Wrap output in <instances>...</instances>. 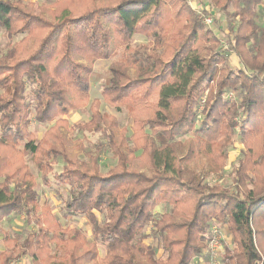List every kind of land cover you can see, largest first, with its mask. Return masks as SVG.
Wrapping results in <instances>:
<instances>
[{
  "label": "trees",
  "instance_id": "obj_1",
  "mask_svg": "<svg viewBox=\"0 0 264 264\" xmlns=\"http://www.w3.org/2000/svg\"><path fill=\"white\" fill-rule=\"evenodd\" d=\"M82 1L67 0L49 22L34 3L0 0V28L19 38L0 61V147L37 157L46 182L52 171L43 164H60V212L89 227L86 236L48 224L35 215L33 185L0 174V264L207 263L213 227L225 234L219 264H264V0H199L200 12L187 0ZM136 35L148 41L132 50ZM119 48L126 57L108 65L99 100L127 111L133 130L96 105L72 128L100 134L84 161L61 129L70 113L98 102L91 65ZM32 124L49 125L41 141ZM234 140L244 150L231 187L208 184ZM107 153L114 162L102 164ZM23 214L32 226L22 235L1 229Z\"/></svg>",
  "mask_w": 264,
  "mask_h": 264
},
{
  "label": "rangeland",
  "instance_id": "obj_2",
  "mask_svg": "<svg viewBox=\"0 0 264 264\" xmlns=\"http://www.w3.org/2000/svg\"><path fill=\"white\" fill-rule=\"evenodd\" d=\"M23 2V4H29L34 3L36 8H42L41 13L44 18L49 20L53 14L58 13L62 8H66L70 6V1L67 2V0H61L60 2H57L56 4H53V2H49L48 0H20ZM80 1L79 6L83 3L82 0ZM108 0H95V2H105ZM199 12V11H198ZM49 22H54L50 21ZM222 22V21H221ZM219 26L221 27V23H219ZM18 38V37H17ZM18 39L12 38L11 41H9L6 37V34L4 30L0 28V61L4 57L5 53L18 42ZM148 40H146L144 37L136 35L134 37V40L131 41L130 45L133 50V46L136 48L141 47L142 45H145ZM222 43H226L225 41H222ZM228 48V47H227ZM227 48L221 47V50L223 53L229 54V51ZM114 55H112V58L108 60H99L94 62L91 65V74L88 78L90 82V99H98V102H95L94 104L90 103L84 108L74 111L70 113L69 117L67 118V127L62 128L61 130L64 132L65 138L67 140V145L72 154L78 156L79 158L83 159L84 161H88L86 156H84L82 151L92 150L93 146L100 141V134L88 132L87 130H77L72 129L73 126H76L77 124L86 123L90 119V114L93 109L96 108V105L98 108L112 117L116 120V122L119 124L120 129H124L130 134L133 130L132 128V120L129 117L127 111L123 112H116L112 107L106 105L103 101L99 100V94L101 90V86L104 83V81L107 79L108 71L107 68L110 63H113L115 61L120 60L123 56L126 57V53L122 48L115 49L113 51ZM233 62L236 63V58L231 59ZM232 100L233 97H230ZM197 110H202V106L199 105V108ZM235 123L237 125L238 129V118H236ZM49 125H37L35 126L32 124L31 130H33L34 136L40 140L42 135H44V132ZM41 141V140H40ZM43 150V148H42ZM243 146L240 144L237 140H234V143L229 147L227 153H226V160L224 162L223 168H221L220 172L218 174H212L208 179V184H215L218 183L219 185H222L226 188L231 187L232 183H230V180L228 179V174L231 172V170L238 165V161L240 158H242L243 154ZM0 174L5 175L8 172H12V185L21 178H26L27 181H29L30 184L33 185V188L35 189L36 193L40 197V206L36 209V216H40L43 220L48 222V224L54 225L55 223H58L61 226H69V227H75L82 231L86 236L89 235L88 230L89 227H87V224L83 217H75V218H67L60 212V204L62 199L65 197V191L61 189L59 191L60 197H57L55 194L56 186H55V175L58 174V172L61 170V165L54 164L52 167H47L45 164H43V167L46 168L48 171H54V175L52 176L51 173L47 174L48 181H45V178H42V172L39 171L36 167L37 163V157H31L25 154L23 151L21 145L14 147L11 151L0 147ZM10 157H12V161L10 160ZM106 159L102 161V164L104 162H114L110 155L106 154ZM204 159V158H203ZM10 163L11 168L8 170H4L6 167L5 164ZM192 166L200 171L203 170V168L206 166L205 160H199L198 162H195L192 164ZM49 173V172H48ZM47 184H50L48 187ZM158 211V210H157ZM32 221H34L33 218H31ZM25 225V226H24ZM32 226L26 224L25 222V216L19 215L17 216L13 221L6 220L3 222L1 229L7 230L9 233H14L17 236L22 235L25 230ZM26 228V229H25ZM220 230V231H219ZM209 240L206 244H204V254H206L207 263L204 262L202 258H198V264H219L220 257L223 256V241L225 239L224 231L221 229H217L216 227H213L211 229V232L209 233ZM229 242V239L226 240ZM148 244H152L155 246V241L148 239L146 240ZM229 244V243H227ZM83 242L81 243V247L84 250L86 245H84ZM216 246V248H214ZM2 244L0 242V250H1ZM102 250L100 249L99 255L102 256ZM208 255V256H207ZM21 262V263H20ZM19 264H30L27 259L20 260ZM193 264V263H191Z\"/></svg>",
  "mask_w": 264,
  "mask_h": 264
},
{
  "label": "built area",
  "instance_id": "obj_3",
  "mask_svg": "<svg viewBox=\"0 0 264 264\" xmlns=\"http://www.w3.org/2000/svg\"><path fill=\"white\" fill-rule=\"evenodd\" d=\"M200 12V11H199ZM212 18L210 16H204L202 19V23L206 26V27H211L212 25ZM223 48H227V43H222ZM216 248V246L214 247Z\"/></svg>",
  "mask_w": 264,
  "mask_h": 264
},
{
  "label": "crops",
  "instance_id": "obj_4",
  "mask_svg": "<svg viewBox=\"0 0 264 264\" xmlns=\"http://www.w3.org/2000/svg\"><path fill=\"white\" fill-rule=\"evenodd\" d=\"M187 1H188V4L190 5V7L194 11H196V12L200 11L198 8L199 7V4H198L199 0H187Z\"/></svg>",
  "mask_w": 264,
  "mask_h": 264
}]
</instances>
